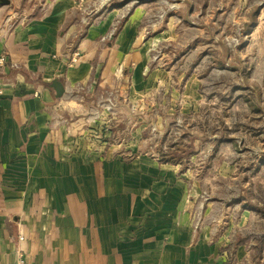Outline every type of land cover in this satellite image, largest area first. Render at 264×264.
<instances>
[{"label":"crops","instance_id":"obj_1","mask_svg":"<svg viewBox=\"0 0 264 264\" xmlns=\"http://www.w3.org/2000/svg\"><path fill=\"white\" fill-rule=\"evenodd\" d=\"M11 4H0V264H240L233 224L229 238L191 224L188 171L161 163L154 143L141 155L112 145L127 111L111 114L102 94L126 61V29L110 41L111 19L89 25L73 0L27 4L22 21ZM57 79L60 99L45 88Z\"/></svg>","mask_w":264,"mask_h":264},{"label":"rangeland","instance_id":"obj_2","mask_svg":"<svg viewBox=\"0 0 264 264\" xmlns=\"http://www.w3.org/2000/svg\"><path fill=\"white\" fill-rule=\"evenodd\" d=\"M11 1L20 12L16 21L27 4L39 3ZM73 2L89 25L111 19L110 41L127 32L126 61L111 70V86L96 101L126 106L120 119L127 133L112 145L141 155L154 143L159 161L163 152L169 160L161 163L180 165L196 183L191 224L223 238L233 224L246 252L240 264H264V0ZM133 53L141 57L137 64ZM125 67L124 101L113 82Z\"/></svg>","mask_w":264,"mask_h":264},{"label":"water","instance_id":"obj_3","mask_svg":"<svg viewBox=\"0 0 264 264\" xmlns=\"http://www.w3.org/2000/svg\"><path fill=\"white\" fill-rule=\"evenodd\" d=\"M2 6H9L11 4L10 0H0ZM45 88L54 94L57 99L62 98L65 95L64 82L61 79L54 80L50 83L45 84Z\"/></svg>","mask_w":264,"mask_h":264},{"label":"built area","instance_id":"obj_4","mask_svg":"<svg viewBox=\"0 0 264 264\" xmlns=\"http://www.w3.org/2000/svg\"><path fill=\"white\" fill-rule=\"evenodd\" d=\"M0 63L1 64H4L5 63V57H2V59L0 60ZM106 107H107L108 111H110V112L112 111V113H113V107L114 106L112 107V105L107 104ZM18 264H29V263L27 262V260H26L25 257L21 256L20 259H19Z\"/></svg>","mask_w":264,"mask_h":264},{"label":"trees","instance_id":"obj_5","mask_svg":"<svg viewBox=\"0 0 264 264\" xmlns=\"http://www.w3.org/2000/svg\"><path fill=\"white\" fill-rule=\"evenodd\" d=\"M161 162H164V163H167L169 162L168 158H167V155L166 153H162V157H161Z\"/></svg>","mask_w":264,"mask_h":264}]
</instances>
